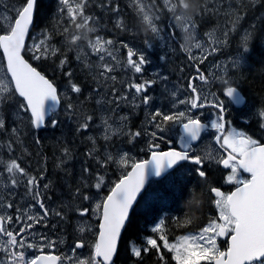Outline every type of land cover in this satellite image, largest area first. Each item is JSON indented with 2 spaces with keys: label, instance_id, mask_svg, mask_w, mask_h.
<instances>
[{
  "label": "snow or ice",
  "instance_id": "snow-or-ice-1",
  "mask_svg": "<svg viewBox=\"0 0 264 264\" xmlns=\"http://www.w3.org/2000/svg\"><path fill=\"white\" fill-rule=\"evenodd\" d=\"M57 4L60 19L55 27L53 30L43 28L27 50L32 53L33 60L53 59L55 62L59 59L56 67L68 84L64 93L25 59V38L36 19L38 0H19L18 6L10 11L0 0V6L5 9V15L0 19L7 20L6 24L0 23V51L6 62L5 75L0 78V133L8 137L9 154L8 159H0V188L3 189L0 192V264H116L122 230L146 181L163 179L185 163L195 166L189 171L199 177L200 195L211 199L216 215L209 217L197 232L175 239L169 238L167 217H160L150 227L151 235L144 236L141 244L129 242L127 251L135 264H143V257L153 251L158 264H169L168 254L174 264H264V143L245 131H237L228 118V104L235 106L244 123L249 118L248 99L240 89V77L252 60L257 40H264L259 27L264 24V15L240 31V21L247 15V8L256 6L253 0H248L247 6L243 0L235 4L225 3V0L219 3L214 0L203 3L131 0L134 25H130L122 14L119 0H99L96 4L91 0H57ZM91 7H98L115 17L114 30L134 39L106 36L107 29L100 26L101 17L94 14ZM221 12L226 19L223 30L214 28L205 33L207 40L200 39L198 20ZM135 26H142L143 33H136ZM237 34L239 40L234 54L224 63L216 61L207 72L202 70L209 57L230 47ZM136 36H142L141 47L135 45ZM57 39L59 42L55 43ZM156 48L186 53L187 66L193 69V74L175 90L169 92L165 87L170 104L167 110L162 106L153 108L155 97L150 94V89L158 82L166 84L168 77L157 69L147 77L145 75L146 69L153 65V56L159 61L167 59V55H158ZM121 52L126 56L121 57ZM72 53H75L73 59L85 74L86 81L95 85L83 101L79 100L83 94L82 83L74 78L76 73L69 58ZM117 70L132 75L118 81L114 75ZM118 82L120 88L116 86ZM213 88L216 91H212ZM69 92L76 99L69 96L64 101L65 119L74 122L76 133H82L90 129L95 112L102 113L100 127L103 128L105 151L102 155L96 148V137H87L93 147L85 155L95 161L98 171L93 176L91 167L82 166L76 187L68 189L67 203L61 199L57 207H50L46 199L50 201L51 196L46 197L45 193L52 188V181L43 184V190L40 186L46 169L41 168L39 175L32 174L13 153L23 143L21 125L36 133L33 136L36 145L42 143L38 130L61 126L60 105L63 96ZM93 99L96 109L90 113L85 103ZM125 102L133 109L141 105L152 109L147 113L149 127L137 130L127 127L129 116L116 115ZM9 107L14 108L12 116L15 117L11 128L8 127ZM205 108L213 109L212 117L207 121L203 119V113L198 115L194 111ZM255 115L259 128L264 131V106ZM177 127L179 149L169 147L167 151H161L157 141L164 140V133H171ZM203 133H209L212 143L218 147L195 149L194 143L202 139ZM120 136H127L129 142L141 136L148 137L146 147L150 158L137 160L127 152L114 155L108 151V142ZM60 150L64 157L72 158L67 145H62ZM111 165L121 169V174L94 207L85 206V202L93 200L85 189L102 190L106 183L102 173ZM214 166L227 172L224 181L234 184V190L224 192L221 187L213 186L209 170ZM241 172L248 176L243 177ZM89 178L95 183L90 184ZM21 185L29 198L24 204L14 199L15 190ZM189 195V208H199L201 199L194 188L189 189ZM69 214L79 220L73 228V240L66 245V251L55 254L57 246L65 241L35 230L40 226L48 228L52 217L69 223ZM89 214L98 218L95 231L85 220ZM171 219L180 227L193 223L188 213L183 221L179 217ZM51 227L55 230L58 224ZM89 233H92L91 239ZM221 237L227 243L223 250L218 244Z\"/></svg>",
  "mask_w": 264,
  "mask_h": 264
},
{
  "label": "rangeland",
  "instance_id": "rangeland-1",
  "mask_svg": "<svg viewBox=\"0 0 264 264\" xmlns=\"http://www.w3.org/2000/svg\"><path fill=\"white\" fill-rule=\"evenodd\" d=\"M57 1V0H56ZM92 4L99 3V0H91ZM119 3L121 5L122 14L123 12V3L126 4V8L128 9V15H124L127 19V22L130 25H134V19L130 12V4L131 0H119ZM3 5L8 6V10L10 11L13 7L18 6L19 2L15 0H7L2 1ZM58 5V4H57ZM90 10L96 14L97 16L101 17L100 26L104 29H107V31L104 33L106 36H122L123 39L132 41L134 39L133 36L129 35H123L119 31L114 30V23H115V17H110L109 14L98 8V7H91ZM5 15V9L0 6V16ZM59 17V16H58ZM60 18V17H59ZM0 23L6 24V19H0ZM223 23V22H221ZM214 28H219L221 31L223 30V26L215 25V27L211 28L207 32H211ZM246 29V28H243ZM34 30V29H33ZM134 31L136 33H143L142 26H135ZM243 31V30H242ZM201 33L198 28V36L202 40H207V36H205V33ZM40 31H33L31 33V36L29 37V42L26 47V52H28L29 62H31L33 65L34 62L39 63L40 60H33L32 59V53L28 51L27 49L30 48L34 42V37H38V34ZM141 40L142 36H136L135 37V45L137 47H141ZM55 43H58L54 41ZM230 47H224L223 50L215 55L214 57H209L208 61L202 66V70L207 72V70L211 67L213 63L216 61H219L220 63H224L227 58L230 55H233L236 48H231L234 44H232ZM151 51V50H150ZM155 52L158 55H167V59L165 61H159L156 59L155 56L152 57L153 59V65L150 66L148 69H146V77L148 73L153 72L154 69H157L162 75H166L168 77V81L165 83L158 82L153 86L152 89H150V94L154 95L155 102L153 105L154 107H163L165 110H167L170 107L169 104V97L168 94L165 92V87H167L168 91H173L175 88H178L180 85L184 84V82L187 80V78L193 74V69L189 68L188 65V59L186 53H181L180 51H171L167 50L161 51L159 48L155 49ZM75 53L71 54L70 60L72 62L71 66L75 70V79L78 82L82 83L83 87V94L79 96V100L83 101L85 100V97L88 96L89 92L91 91L92 87H95V85H91L88 81L85 79V74L81 72L79 66L73 59ZM121 57L126 56L125 52H121ZM93 60H95V57H92ZM0 66H3V70H0V78H3L6 71V66L3 60V54H1L0 51ZM36 66V65H35ZM37 67V66H36ZM184 68V71L181 72V68ZM67 71V69H65ZM60 71L55 74L56 79L58 81L57 87L59 88V91L61 93H64L66 88L68 87L67 79L62 80V78L59 79L61 75H59ZM54 74V73H53ZM114 75L117 76L118 81L124 80L127 77H130L132 75L131 72L125 74L123 71L117 70ZM64 77V76H63ZM65 78V77H64ZM117 88H120L119 82L117 83ZM212 91H216V88H213ZM184 93H182L181 98H183ZM71 96L72 99L75 101L76 97L74 94H71L70 92L63 96L62 98V104L60 107V119L62 121V124L57 129H51L50 127L47 129H41L38 130V134L41 138L42 143L40 145H36L33 142V136L36 134L34 132H31L27 127L24 125H21V139L23 141L22 145L16 147L15 152L13 153V156H17L20 158L22 162V166L26 167L29 172L35 175H39V171L41 168L46 169L45 171V179L40 182L41 190H43V184L48 183L49 181H52V188L48 190L47 193H45V196H51V200L46 199V203L50 207H57L61 199L64 200L65 203H67V194L69 187L75 188L78 182V178L80 176V171L82 166H89L93 170V176L95 175L96 171H98L96 167V163L94 160L89 159L85 154L93 147L90 140L87 139L89 136H93L97 138V145L96 148L99 150L100 154H104L105 151V141L102 138L103 128L100 127V116L102 113L95 112L96 104L95 100H89L85 103V108L90 112H95V119L92 122V125L88 131L82 132V133H76L75 132V124L72 121H68L65 119L63 114V104L64 101L68 99V97ZM97 99L99 97H96ZM223 98V97H222ZM226 100V98H224ZM227 103V101H226ZM111 107H115V105H112ZM181 108L183 106H180ZM228 108L231 112L230 119L233 121V127L239 131H245L246 133L250 134L253 132V138L259 139L264 137V131H262L259 128V122L258 118L255 115L256 111L258 110L256 107H254L252 104L248 102V108L247 111L249 112V118L248 122L244 123L239 116V113L235 110L234 106L231 104H228ZM151 108L146 109L143 105H141L139 108L133 109L131 106L127 104V102L123 103L120 107V110L118 113H116L117 116L119 115H128L129 121L127 123V127H130L133 130L141 129V128H147L148 125V116L147 113L151 111ZM14 111V108L9 107L7 109L8 112V121L12 123L13 119L15 117L12 116V112ZM198 115L200 113H203V118H211L213 109L211 108H205L200 110H194ZM111 114V113H109ZM9 128L12 127L10 124L8 126ZM178 127L174 129L171 133L166 132L164 133L165 139L162 141H157V143L168 145V141H171V139H174L178 137ZM127 130V129H126ZM8 137L6 134L0 133V159H8V149L6 148V141ZM48 140V142L51 140L49 145L46 143L45 140ZM55 140L54 143L52 140ZM148 137L141 136L136 138L135 140L129 142V138L127 136H120L113 138L110 142H108V151L112 152L114 155L117 152H127L130 156L136 158L137 160L145 159L146 155L148 153L147 151V143H148ZM260 141V140H259ZM31 143V145H30ZM56 146H54V145ZM67 145L71 149V159H68L63 156L61 152V146ZM206 147H217L212 143V138L209 133L202 136V139L197 142L196 149H204ZM24 149H27V152L24 151ZM61 160L64 161L63 164H61ZM60 164V167H57V165ZM188 167L191 169L195 166L187 164ZM190 168L183 169H176L172 172V174H169L168 176L164 177L160 181L151 180V182L148 185L147 191H146V197L147 199V205L152 201H159L160 203H169L170 198L173 197L174 194H180L181 187L187 182H190L191 180V174H189ZM219 167H212L211 170L213 173L218 174L220 173ZM130 169V168H129ZM121 169H118L116 165H111L104 173L106 177V183L102 190H97L95 188H87L85 191H87L90 195H92L93 200L91 203L85 202V206L87 207H94L95 202L102 198L103 195H106L108 192L109 187L111 186L112 182H114L118 176L121 174ZM243 176V174L241 173ZM199 179V178H198ZM218 179V178H217ZM89 183L94 184V179L89 178ZM174 186V187H173ZM0 192H3V189L0 188ZM16 195L14 199L20 203L24 204L26 203L29 198L25 196V189L23 185L18 187L16 190ZM170 196V198L168 197ZM170 204V203H169ZM212 215H216V209L214 207V211L212 210ZM86 222L91 225L93 231H95L98 228V218L95 215L89 214L88 217L85 218ZM79 222L78 217L73 216L72 214H69V223H63L58 221L57 218L52 217L50 218V223L48 228H44L43 226H40L36 228L37 233H45L50 238L56 239L61 238L65 241V244L58 245L55 249L56 254H60L62 251H66V245L71 243L73 240V228L75 224ZM52 224H58V227L53 230L51 225ZM187 231L184 234L187 233H195ZM182 234V235H184ZM89 239L92 238V233H89ZM180 236V235H179ZM218 244L221 247V249H225L226 247V241H222L220 238L218 240ZM39 254V253H36Z\"/></svg>",
  "mask_w": 264,
  "mask_h": 264
},
{
  "label": "trees",
  "instance_id": "trees-1",
  "mask_svg": "<svg viewBox=\"0 0 264 264\" xmlns=\"http://www.w3.org/2000/svg\"><path fill=\"white\" fill-rule=\"evenodd\" d=\"M15 1L19 2V0ZM203 2L204 0H193V3ZM214 2L219 3L220 0H214ZM227 2H232L233 4H235L237 2H240V0H225V3ZM253 3H255L256 6L247 8V15L242 21H240L241 32L243 28H248L249 25L254 23L257 17L264 15V0H253ZM243 4L247 6L248 0H243ZM57 7L58 5L56 0H38V8L36 11V19L34 21L33 31H41L45 27H47L49 30H53L57 23V20L60 19L57 15ZM126 7V4L123 3L124 15H128V9ZM109 16L111 17V15ZM225 22L226 19L223 15V12H221L219 15L208 14L202 20H198V28L200 32L203 33L215 27V25L224 26ZM259 27L260 35L264 37V24H261ZM238 40L239 35L237 34L232 38V44L234 45L231 48H236ZM56 42H59L58 39L56 40ZM24 53L25 56L29 59L28 52H26L25 50ZM262 62H264V40H257L256 50L253 52L252 60L249 61V66L244 68L243 75L242 77H240L241 91L246 95L248 102L257 109L264 106V63ZM58 63V58L55 60V62L53 61V59L40 60L39 63L34 62L39 70L46 76H49L56 85L58 84V81L55 74L58 72V68L56 67ZM59 75H61L59 79L62 78V80L66 81V78L63 77L61 72L59 73ZM45 141L48 145L51 142V140L48 142L47 139ZM52 141L54 143L55 140L53 139ZM193 178L190 179V182L182 185V194H174L171 198L170 196H168L171 199L169 202L170 204L162 202L160 203L157 200L152 201L147 205L148 212H146V214H155L158 219L163 216L167 217L165 223L167 226L169 238H174L175 235L183 234L187 231H198L199 228L203 227V225L207 223L209 217L214 216L212 215V210L214 211V205L212 204L211 199L207 195H200V179ZM193 188L195 189L197 196L201 199V204L199 208L192 207L190 209L188 205V200L191 198L189 195V189ZM186 213H188L193 218L192 224L180 227L171 219V217H179L181 221H183ZM138 215L140 214L136 211H133L131 213L125 232L120 239V252L119 256L116 258L119 264H124L125 258L127 256L126 240L128 238L135 241L137 244H139L140 241H143V234H145V232L139 229V224L141 223V221L145 220V218L143 217L144 215ZM155 256L156 255L154 254V251L150 254H146L143 257V264H158V260H155L154 258ZM167 259L169 260V264H174V262L171 261L170 254L167 255Z\"/></svg>",
  "mask_w": 264,
  "mask_h": 264
},
{
  "label": "flooded vegetation",
  "instance_id": "flooded-vegetation-1",
  "mask_svg": "<svg viewBox=\"0 0 264 264\" xmlns=\"http://www.w3.org/2000/svg\"><path fill=\"white\" fill-rule=\"evenodd\" d=\"M234 108H235V106H234ZM230 114H231V112L229 110V113H228L229 119H230ZM203 119L205 121H207L210 118L207 117V118H203ZM178 131H179V129H178ZM237 131H239V130H237ZM206 134L207 133H204V135H206ZM249 135L254 136L253 132H251ZM258 140H260L261 143H264V137L259 138ZM167 144H168L167 146L165 144H161L160 150H167L169 147H175V148L179 149V147H180L179 143L177 142V137L174 139H171V144H169V143H167ZM196 146H197V144L194 146L195 149H196ZM147 154H149V152ZM185 168H190V167H188L187 163H185L182 168H176V169H183L184 170ZM218 169L220 170V173H218V174L213 173V171L211 169L209 170V177L213 181V186L221 187V190L224 192L232 191L234 189L235 185L225 183L224 178H223L227 174V172L222 167H219ZM241 173L243 174V172H241ZM189 174H191V176L194 177V179L199 178L198 176L195 175L194 172H190ZM247 176L248 175L243 174V177H247ZM145 193L146 192H144L143 195L141 196V198L137 201L136 208L134 209V211H136L140 215H144L143 217L145 218V220L141 221V223L139 224V229L145 232V234H143L144 236L151 235L149 229L158 220V217L155 214H146V212H148V209H147L148 206H147V201H146L147 199H145V197H146ZM140 215H138V216H140ZM126 226H127V224H126ZM125 229H126V227H125ZM125 229H124V232H125ZM190 232H194V231H190ZM179 235H182V234H179ZM179 235H175L174 238H170V239H175ZM221 240L223 242L226 241L225 238H224V240L223 239H221ZM130 241H133V240H131L129 238L126 240L127 249H128ZM142 242L143 241H140L139 244H141ZM154 258H155V260H158L156 256ZM116 264H119L117 262V260H116ZM124 264H134V258L130 257L128 251H127V256L125 258Z\"/></svg>",
  "mask_w": 264,
  "mask_h": 264
},
{
  "label": "water",
  "instance_id": "water-1",
  "mask_svg": "<svg viewBox=\"0 0 264 264\" xmlns=\"http://www.w3.org/2000/svg\"><path fill=\"white\" fill-rule=\"evenodd\" d=\"M34 25V24H33ZM33 25L31 26V28H30V32H29V34L26 36V38H25V41H26V45L28 44V42H29V37H30V35H31V32H32V27H33ZM1 54H2V51H1ZM24 55H25V53H24ZM25 59H27V57L25 56ZM28 60V59H27ZM29 61V60H28ZM4 63H5V66H6V62L4 61ZM31 63V62H30ZM34 67H36L35 65H33ZM38 69V68H37ZM39 70V69H38ZM40 71V70H39ZM49 79H51L49 76H47ZM61 106V105H60ZM47 119V118H46ZM194 144H196V143H194ZM161 151H167V150H161ZM150 158V154L147 156V159H149ZM131 169H129V171H130ZM245 174V173H244ZM247 174V173H246ZM248 175V174H247ZM152 179V178H151ZM150 179V180H151ZM157 179H160V178H157ZM148 182L149 181H146V185H145V188H146V186H147V184H148ZM145 188L144 189H142V191H141V193L140 194H138V197H137V200L140 198V196L142 195V193H143V191L145 190ZM234 190V189H233ZM136 203H137V201L135 202V204H134V207H133V209L131 210V212L134 210V208L136 207L135 205H136ZM131 212H130V214H131ZM128 222V221H127ZM127 224V223H126ZM126 227V226H125ZM125 229V228H124ZM124 229L122 230V234L124 233ZM121 237H122V235H121ZM221 239H224L223 237H221Z\"/></svg>",
  "mask_w": 264,
  "mask_h": 264
}]
</instances>
